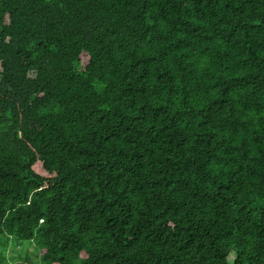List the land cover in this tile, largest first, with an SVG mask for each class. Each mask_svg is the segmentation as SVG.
I'll list each match as a JSON object with an SVG mask.
<instances>
[{
	"label": "trees",
	"instance_id": "1",
	"mask_svg": "<svg viewBox=\"0 0 264 264\" xmlns=\"http://www.w3.org/2000/svg\"><path fill=\"white\" fill-rule=\"evenodd\" d=\"M29 246L264 264V0H0V264Z\"/></svg>",
	"mask_w": 264,
	"mask_h": 264
},
{
	"label": "rangeland",
	"instance_id": "2",
	"mask_svg": "<svg viewBox=\"0 0 264 264\" xmlns=\"http://www.w3.org/2000/svg\"><path fill=\"white\" fill-rule=\"evenodd\" d=\"M86 59L84 58H82V64L84 65L85 64V61ZM27 255H28V257L30 258V262L29 263H27V264H36V262H37V260H38V255H37V252H36V250L34 249V247L33 246H29L28 247V249H27ZM16 264H21V263H16Z\"/></svg>",
	"mask_w": 264,
	"mask_h": 264
}]
</instances>
